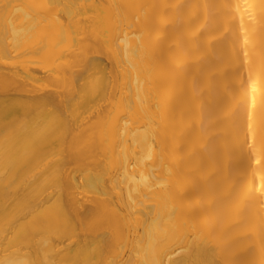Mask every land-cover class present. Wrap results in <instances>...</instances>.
<instances>
[{
	"label": "bare ground",
	"instance_id": "6f19581e",
	"mask_svg": "<svg viewBox=\"0 0 264 264\" xmlns=\"http://www.w3.org/2000/svg\"><path fill=\"white\" fill-rule=\"evenodd\" d=\"M0 264H264V0H0Z\"/></svg>",
	"mask_w": 264,
	"mask_h": 264
}]
</instances>
